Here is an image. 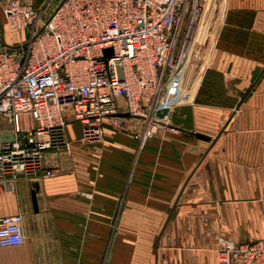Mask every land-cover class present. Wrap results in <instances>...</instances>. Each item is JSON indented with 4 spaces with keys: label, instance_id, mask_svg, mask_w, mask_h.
Here are the masks:
<instances>
[{
    "label": "crops",
    "instance_id": "crops-1",
    "mask_svg": "<svg viewBox=\"0 0 264 264\" xmlns=\"http://www.w3.org/2000/svg\"><path fill=\"white\" fill-rule=\"evenodd\" d=\"M22 1L48 11L56 4ZM27 35L12 30L0 9V37L8 45ZM192 53L201 59L198 80L185 96L198 88L199 97L171 108L164 98L156 132L143 144L110 119L101 142L82 143L81 123L70 122L69 145L48 150L35 174L0 192V218L21 214L25 234L18 246H0V264H220L218 235L240 243L264 239V176L230 155L234 130L233 145L220 136L227 122L253 117L249 107L258 99L264 104V0H202ZM108 217L116 224L106 261Z\"/></svg>",
    "mask_w": 264,
    "mask_h": 264
},
{
    "label": "built area",
    "instance_id": "built-area-1",
    "mask_svg": "<svg viewBox=\"0 0 264 264\" xmlns=\"http://www.w3.org/2000/svg\"><path fill=\"white\" fill-rule=\"evenodd\" d=\"M201 3L61 0L45 12L0 0L7 25L30 36L16 46L0 37V192L35 174L48 150L67 147L70 122L81 123L82 143L104 139L105 119L141 144L151 138L164 87L190 56ZM24 240L21 214L0 218L1 247ZM216 245L220 264H264V239L218 235Z\"/></svg>",
    "mask_w": 264,
    "mask_h": 264
},
{
    "label": "rangeland",
    "instance_id": "rangeland-1",
    "mask_svg": "<svg viewBox=\"0 0 264 264\" xmlns=\"http://www.w3.org/2000/svg\"><path fill=\"white\" fill-rule=\"evenodd\" d=\"M60 1L61 0H54V4L55 3L58 4ZM45 12H48V8L45 9ZM23 32H25V30H23ZM28 38H29V35H27V38L25 37L24 40L27 41ZM21 42L22 41H20V43ZM198 60H201V59L199 57H195V55L193 56V53H192V55H190L188 58L185 59V62L180 67V69L175 74H173L168 80L167 84L164 87L161 100L164 101V98H166L167 102L169 103V108L174 107L177 103L190 104L191 101H194L193 97L195 96L197 97L199 95V92H201V89L197 88V90L195 91L193 90V93L194 92L195 93L191 99L185 96L186 94H191L189 93L191 90H188L187 87L194 85V82H193L194 80H198V66H199V64H197ZM176 80L178 82V85H175L174 87L173 83L176 82ZM202 90H205L203 91V93L206 92V89H202ZM253 90L250 94L251 95L250 97H252L253 92L255 91ZM207 91H209L208 93L209 95L210 93H212V90H207ZM257 94L258 93H256V95ZM254 105H256V107H249L250 112L254 114L253 117L246 118L244 123L243 121L227 122L226 125L222 127L220 136L222 137L221 139L222 144L233 145V138L232 136L231 138L230 137L228 138V133L233 132L234 130L235 131L234 141H235L236 151L234 153H230V155L237 158L238 160L248 162L247 164L252 166L254 176H259V174L260 176H264V168H261L262 166H264V104L260 105L259 99H258ZM260 108H263L262 112L259 111ZM253 109H256V112L258 114H262L263 116L256 115ZM245 111H248V108L245 109ZM240 112H243V110ZM157 114L158 115L160 114V110H159V113L157 112ZM112 125L116 129L120 130L115 125V123ZM78 126L80 127L79 124ZM243 127H245V129L247 130L249 129L250 132L246 133L245 135H242L241 132L239 134L240 129H242ZM262 187L264 189V184L262 185ZM115 220H116L115 218L108 217V228L109 229H108V239H107L108 245H107L106 261L109 258L113 236L115 234V224H116Z\"/></svg>",
    "mask_w": 264,
    "mask_h": 264
},
{
    "label": "water",
    "instance_id": "water-1",
    "mask_svg": "<svg viewBox=\"0 0 264 264\" xmlns=\"http://www.w3.org/2000/svg\"><path fill=\"white\" fill-rule=\"evenodd\" d=\"M107 54H111V49H108L106 51ZM262 75V70L261 69H258L254 74H253V77H252V84L253 86L256 84V82L259 80V78L261 77ZM253 88H250L247 92V94H249L251 91H252ZM246 94V95H247ZM244 100V99H243ZM243 100L240 102L239 106L241 105V103L243 102ZM238 106V107H239ZM120 116H123V117H129V113H121L119 114ZM197 136L201 139H204V140H210L211 138L205 134H202V133H198ZM10 140H13V135L10 134L9 136ZM36 191H37V187L33 190V198H34V201H36Z\"/></svg>",
    "mask_w": 264,
    "mask_h": 264
}]
</instances>
